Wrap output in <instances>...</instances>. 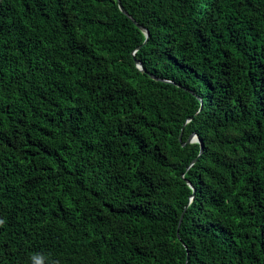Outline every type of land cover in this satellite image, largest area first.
I'll return each instance as SVG.
<instances>
[{
	"label": "trees",
	"instance_id": "obj_1",
	"mask_svg": "<svg viewBox=\"0 0 264 264\" xmlns=\"http://www.w3.org/2000/svg\"><path fill=\"white\" fill-rule=\"evenodd\" d=\"M119 3L0 0V264H264V0Z\"/></svg>",
	"mask_w": 264,
	"mask_h": 264
},
{
	"label": "water",
	"instance_id": "obj_2",
	"mask_svg": "<svg viewBox=\"0 0 264 264\" xmlns=\"http://www.w3.org/2000/svg\"><path fill=\"white\" fill-rule=\"evenodd\" d=\"M116 2H117V5H118V8H119V10L128 18V19H130L131 20V18L127 15V13H126V11L122 8V6L120 5V3H119V0H116ZM135 25H137L135 22H133ZM138 26V25H137ZM138 28L144 33V35H145V40H144V42H143V44H145L146 43V40H147V38H148V32H147V30L146 29H143L141 26H138ZM132 56H133V54H132ZM133 60H134V63H135V65H136V67L139 69V70H141V71H143V69H142V67H141V65H140V63L137 61V60H135V58H133ZM153 79H156V78H154V77H152ZM192 138H194L198 143H200V141H199V139H198V137H197V135L196 134H190L189 135V137H188V139L186 140V142L184 143V144H182V145H185V144H188V143H191L192 142ZM179 141H180V136H179ZM199 149H200V153H201V150H202V147H201V144H200V147H199ZM195 161V160H194ZM193 161V162H194ZM190 187H191V189H192V191L194 192V187L192 186V185H190ZM182 217V214H181V216H180V218Z\"/></svg>",
	"mask_w": 264,
	"mask_h": 264
},
{
	"label": "rangeland",
	"instance_id": "obj_3",
	"mask_svg": "<svg viewBox=\"0 0 264 264\" xmlns=\"http://www.w3.org/2000/svg\"><path fill=\"white\" fill-rule=\"evenodd\" d=\"M191 140H192V142H195V139L194 138H192Z\"/></svg>",
	"mask_w": 264,
	"mask_h": 264
},
{
	"label": "clouds",
	"instance_id": "obj_4",
	"mask_svg": "<svg viewBox=\"0 0 264 264\" xmlns=\"http://www.w3.org/2000/svg\"><path fill=\"white\" fill-rule=\"evenodd\" d=\"M195 142H197L196 140H195ZM198 143V142H197Z\"/></svg>",
	"mask_w": 264,
	"mask_h": 264
}]
</instances>
